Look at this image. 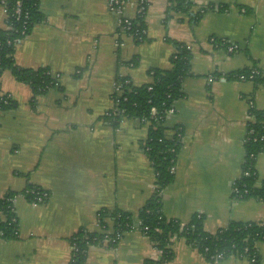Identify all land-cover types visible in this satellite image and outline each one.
I'll return each mask as SVG.
<instances>
[{
	"label": "crops",
	"instance_id": "obj_1",
	"mask_svg": "<svg viewBox=\"0 0 264 264\" xmlns=\"http://www.w3.org/2000/svg\"><path fill=\"white\" fill-rule=\"evenodd\" d=\"M108 0H38L43 20L14 47V64L47 70L57 85L32 98L9 72L0 94L14 106L0 112V199L13 195L18 222L14 240L0 239V264H68L70 239L78 231L110 237L111 222L100 211L133 216L150 199L155 174L144 152L148 126L122 118L115 126L118 78L132 87L152 83L151 70L170 69L175 44L190 54L182 96L163 119L166 136L182 131L174 179L161 193V213L181 225L202 217L215 234L231 222L264 223V202L232 197L244 165L251 106L264 112V85L230 77L256 69L264 73V0H190L185 12L166 14L168 0H148L144 38L120 33ZM136 0L123 16L136 18ZM0 3V30L6 27ZM228 45L237 49L229 53ZM229 76V78H228ZM212 77L209 82L208 78ZM256 188L264 182V149L254 162ZM47 194L33 204L25 193ZM166 264H251L246 258L208 262L182 239L170 241ZM264 264V241L256 244ZM159 251L136 227L111 245L88 247L85 264H143Z\"/></svg>",
	"mask_w": 264,
	"mask_h": 264
},
{
	"label": "trees",
	"instance_id": "obj_2",
	"mask_svg": "<svg viewBox=\"0 0 264 264\" xmlns=\"http://www.w3.org/2000/svg\"><path fill=\"white\" fill-rule=\"evenodd\" d=\"M20 2V14L16 15V3ZM169 7L166 14L172 11L185 12L190 7V0H168ZM7 11L5 30H0V76L9 72L19 83L26 84L32 91V98L45 93L52 79L45 69L37 71L18 68L13 61L15 45L24 39L32 28L43 20L38 7V0H6ZM132 26L138 30V35L133 37L137 42L142 41L144 34V18L136 17ZM7 42H10L7 44ZM176 53L170 58V69L166 71H149L152 83L140 87H132L124 78H118L116 83L120 87V96L114 110L109 113L108 119L116 125L122 118H134L148 126V139L144 152L155 174L154 189L150 199L137 212L136 215L118 210L100 211L98 222L105 228L104 221L108 219L113 228V235L121 236L132 229L137 222L140 228L146 227V236L159 251L158 260H145L143 264H166L171 261L173 253L170 241L173 237L182 239L187 246L196 250L208 262H218L227 258L255 259L254 264H259L256 244L264 241V223L231 222L227 228L215 234L206 233L202 228V217L193 216L191 220L181 225L174 220H166L161 213V193L174 179L173 169L177 154L180 149L182 131L174 129L172 138L166 136L162 126L163 113L171 104L178 100L181 94L182 81L189 74L190 54L184 45H174ZM250 71V70H249ZM249 71L237 72L239 75H248ZM229 78V76H228ZM256 84L264 83L263 76L254 79ZM14 106V102L7 96L0 94V112ZM155 115H152V111ZM251 121L247 126L244 142V165L241 175L235 182L232 197L237 200L255 198L264 202V182L256 188V175L254 162L264 149V112L257 111L253 106L249 109ZM161 118V119H160ZM145 122V123H143ZM28 200L31 195H26ZM13 195H6L0 199V239L14 240L17 236L18 222L13 209ZM104 240L103 235L78 231L70 239V244L75 251L71 264H85L88 247ZM70 264V263H68Z\"/></svg>",
	"mask_w": 264,
	"mask_h": 264
},
{
	"label": "built area",
	"instance_id": "obj_3",
	"mask_svg": "<svg viewBox=\"0 0 264 264\" xmlns=\"http://www.w3.org/2000/svg\"><path fill=\"white\" fill-rule=\"evenodd\" d=\"M5 1L6 0H0V3L5 7ZM148 0H136L135 2V7H136V17H143L145 18V13H146V10H147V5H148ZM127 4V0H108L107 2V6H108V10L109 12H111L112 14L116 15L117 17V24H118V30L120 33H123V34H127L131 37H136V35H138V30L134 29L133 26H132V20L131 19H127L123 16V8L124 6ZM20 2L18 1L16 3V10H15V13L17 16H19L20 14ZM6 17H7V11H6ZM141 34H144V31L141 32ZM10 42H7V44H9ZM227 51L229 53H233L237 48L234 46V45H228L226 47ZM50 78L52 79V85L55 87L57 85V82H58V76L57 75H51L50 73H48ZM257 76H263V73L256 70V69H251L249 71V74L248 75H239L238 77H236V79L238 80H249V81H254V79L257 77ZM213 79L212 77H209L208 78V81L211 82ZM261 85H264V83H261ZM114 98H115V105L117 103V98L120 96V87L117 85V83H115L114 85ZM173 104V103H172ZM172 104L171 106L164 111L163 113V118L167 115V114H170L172 113ZM155 111L153 110L152 111V115H155ZM109 115V114H108ZM161 119V118H160ZM163 121V119H162ZM251 121V118L249 117V122ZM248 122V123H249ZM145 123V122H143ZM147 125V124H146ZM241 175L243 176H248V172H242ZM232 192H236V190L234 189V186H233V190ZM25 195H31V199L29 200L30 203H33V204H41V203H44L47 199V194L42 192V191H39V190H30V191H27L25 193ZM13 201V200H12ZM134 227V225H133ZM132 227V228H133ZM136 227L140 228V223L137 222L136 223ZM140 230L146 235V231H147V228L146 227H143V228H140ZM120 236H114V237H105L104 236V239L109 241L111 245L115 244L118 240H119ZM73 251H75V249L73 248V246L71 245V255H70V261L69 263L71 264L72 263V255H73ZM250 263L251 264H254L255 263V259L254 258H251L250 260Z\"/></svg>",
	"mask_w": 264,
	"mask_h": 264
}]
</instances>
